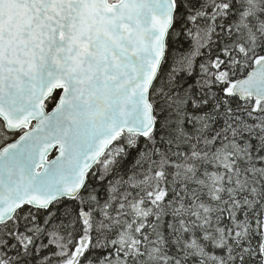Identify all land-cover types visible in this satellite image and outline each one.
Returning <instances> with one entry per match:
<instances>
[{
  "label": "snow or ice",
  "instance_id": "snow-or-ice-1",
  "mask_svg": "<svg viewBox=\"0 0 264 264\" xmlns=\"http://www.w3.org/2000/svg\"><path fill=\"white\" fill-rule=\"evenodd\" d=\"M0 264H264V0H0Z\"/></svg>",
  "mask_w": 264,
  "mask_h": 264
}]
</instances>
